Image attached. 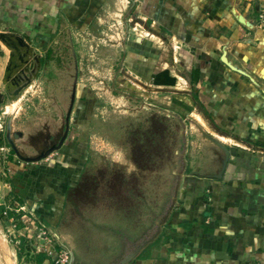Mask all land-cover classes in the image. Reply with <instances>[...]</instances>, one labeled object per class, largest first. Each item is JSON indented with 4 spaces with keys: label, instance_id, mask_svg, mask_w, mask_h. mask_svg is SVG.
Segmentation results:
<instances>
[{
    "label": "crops",
    "instance_id": "0c3cea01",
    "mask_svg": "<svg viewBox=\"0 0 264 264\" xmlns=\"http://www.w3.org/2000/svg\"><path fill=\"white\" fill-rule=\"evenodd\" d=\"M116 5L124 26L115 98L152 90L167 95L181 115L194 116L175 114L191 147L187 159L186 151L179 157L184 164L175 205L160 235L129 264H264V96L220 61L225 47L227 58L264 89V28L256 22L264 0H0V32L46 42L61 29L84 33ZM7 55L0 46L2 76ZM185 120L196 130L190 139ZM197 129L229 151L221 179L207 176L218 173L223 152ZM66 143L39 162L21 161L10 151L12 158L0 163V173L11 169L6 180L12 192L0 206L13 207L6 218H13L18 234L17 264H51L45 249H62L38 236L44 228L57 242L68 191L80 183L87 163L78 139ZM0 146H10L6 137ZM4 224L10 229L5 218Z\"/></svg>",
    "mask_w": 264,
    "mask_h": 264
},
{
    "label": "rangeland",
    "instance_id": "374dc122",
    "mask_svg": "<svg viewBox=\"0 0 264 264\" xmlns=\"http://www.w3.org/2000/svg\"><path fill=\"white\" fill-rule=\"evenodd\" d=\"M119 8L116 5L98 14L84 33L69 31L78 55L79 77L66 144L78 139L86 150L85 154L81 148L84 153L79 152L80 157H87V163L81 173V187L67 196L57 242L50 237L49 245L63 240L62 245L72 249L79 264L114 263L123 255V247L128 248L125 255L153 230L155 220L168 207L175 177L184 164L179 157L186 151L187 159L191 150L186 147L188 137L185 138L183 122L176 116L183 119L189 114L181 115V108L172 105L167 95L138 88L124 100L115 98L114 76L119 75L116 65L121 58L117 43L124 26ZM66 30L61 29L57 39L68 41ZM0 46L4 53L8 52L4 45ZM1 78L0 70V90ZM35 88L31 86L27 93L0 107V124L15 117L11 131L21 129L37 134L33 122L25 120L30 115L27 106L34 102ZM188 118L194 120V116ZM184 122L190 139L196 130L190 121ZM4 137L0 136V141ZM24 141L15 142L19 150ZM57 156L54 154V158ZM11 158L8 154L7 160ZM4 169H8V178L11 169ZM6 178L3 180L0 173V202L12 192ZM5 206L13 210L10 203ZM3 217L0 216V264H17L18 234L12 226L9 228L13 233L9 234ZM163 242L160 237L158 246H163Z\"/></svg>",
    "mask_w": 264,
    "mask_h": 264
},
{
    "label": "flooded vegetation",
    "instance_id": "af4514ba",
    "mask_svg": "<svg viewBox=\"0 0 264 264\" xmlns=\"http://www.w3.org/2000/svg\"><path fill=\"white\" fill-rule=\"evenodd\" d=\"M59 33L60 31L49 36L46 42L40 43L21 35L19 47L8 50L7 64L10 61L9 66L13 72L8 83L6 85L2 83L0 92L4 95L3 103L27 93L31 86L36 87L33 91L34 102L27 106L30 115L25 120L33 122V127H37V134L17 129L13 132H21V135L17 133L18 138H12L14 133H10L9 136L14 142L25 139L21 150L28 152V157L46 153L57 146L63 138L64 146L70 134L79 77L78 55L72 43L71 32L67 31L66 42L63 37L57 39ZM20 87L21 90L17 92ZM16 92V97L12 99ZM8 119L9 117L7 121ZM7 123L5 122L4 134L6 139ZM8 148L13 151L11 146ZM54 152L56 151H52L47 158Z\"/></svg>",
    "mask_w": 264,
    "mask_h": 264
},
{
    "label": "water",
    "instance_id": "95a60500",
    "mask_svg": "<svg viewBox=\"0 0 264 264\" xmlns=\"http://www.w3.org/2000/svg\"><path fill=\"white\" fill-rule=\"evenodd\" d=\"M235 15V19L237 20V22L250 29L253 30V27L251 26V24H249L248 22H246L244 20V18L241 15H236L234 11H232ZM21 37L17 34L8 32V33H3L0 32V43L3 44L8 50H11L13 48H18L19 45L21 44ZM13 44L15 46H13ZM220 61L222 64H224L229 70L239 74L240 76L245 77L246 79L249 80V82L251 84H253L255 87H257L260 92L263 94L264 96V89L262 87H260V85L258 84V82L255 80V78L246 70H244L240 65H238L237 63L233 62L231 59L227 58V52H226V48L224 47L222 50V55L220 57ZM10 61H8V64L6 65L4 72H3V76H2V83L3 84H7L11 75H12V68L9 66ZM17 87V86H16ZM21 90V87L18 88L17 92H19ZM12 95V99H14L16 97V94ZM3 100H4V95L0 92V106L3 104ZM13 119V117H12ZM11 118L8 120L7 126H6V130H7V140L9 145L12 147L13 151L16 153L17 157L19 158V160L24 161V162H39L41 160H44L47 158V156L52 152V151H57L60 149V147L62 146L63 140L64 138L60 141V143L55 146L54 148H51L50 150H48L46 153L36 156V157H24L20 154L19 150L16 148V146L14 145V142L10 140V133H14L12 135V138L16 139L19 137L21 132H13L11 131V125H12V120ZM198 132L200 134H202V136L208 140L209 142H211L212 144H214L215 146H217L218 148L221 149V151L223 152V158L221 159L220 163V168L217 174H213V175H208L207 178H212V179H221L222 177V173L224 171L225 165L227 163V160L229 158V151L228 149L222 145L221 143H219L217 140H215V138L211 137L208 134H205L203 131L197 129ZM180 178H181V172H179L176 177H175V181L172 187V193L169 196V204L168 207L166 208L164 214L155 220V226L153 228V230L146 235L144 238H142L136 245L134 248H132L131 250H129L125 255L122 256V258L113 263V264H129L130 262H132L135 258H137L139 256V254L142 252V250L144 248H146L149 244H151L154 240H156V238L160 235L162 227L166 224L171 211L175 205L176 199H177V193H178V189H179V185H180ZM43 243V242H41ZM59 246L67 249L64 245H62L63 243L61 241L58 240ZM67 253L69 256V260L67 264H79L77 262H75L74 260V255L73 252L69 249H67Z\"/></svg>",
    "mask_w": 264,
    "mask_h": 264
},
{
    "label": "built area",
    "instance_id": "2783aa9c",
    "mask_svg": "<svg viewBox=\"0 0 264 264\" xmlns=\"http://www.w3.org/2000/svg\"><path fill=\"white\" fill-rule=\"evenodd\" d=\"M256 22L260 28H264V5H262L258 10V13L256 15ZM178 48H179V46H173L174 50L178 49ZM180 85L184 86L183 83H181ZM4 133H5V121L0 124V136L4 135ZM9 153H10V149L8 147L0 146V162L3 163L5 161H7V156ZM6 170L8 171V169H6ZM6 170L3 168L2 172H1V176L3 178H6L5 177L7 174ZM5 184L7 185V183H5V181H4V185ZM10 210H11L10 207L5 206V209L2 213V216H4V218L7 219V224H10V226L15 228V225L13 224V218H6L8 215V211H10ZM19 210L23 211L24 208L19 207ZM38 237L44 243H45V241H47L48 244L51 242V240L48 239V233H47L46 229H44V228H41L40 234ZM47 255L51 260V264H67L68 260H69V256H68L67 252H63L62 250L56 251L53 249V250L48 251Z\"/></svg>",
    "mask_w": 264,
    "mask_h": 264
},
{
    "label": "trees",
    "instance_id": "16d2710c",
    "mask_svg": "<svg viewBox=\"0 0 264 264\" xmlns=\"http://www.w3.org/2000/svg\"><path fill=\"white\" fill-rule=\"evenodd\" d=\"M193 98H194V100H196V95L193 94ZM133 160H134V159H133ZM134 161H135V160H134ZM135 162H136V161H135ZM80 184H81V183H79L74 189H69L67 196L70 194L71 191H73V190H75V189H77V188H80V187H81ZM3 211H4V206H0V216L2 215ZM8 215H11V214H9V212H8ZM38 259H39V260H38L39 263H41V262L44 260V255H39V256H38Z\"/></svg>",
    "mask_w": 264,
    "mask_h": 264
}]
</instances>
